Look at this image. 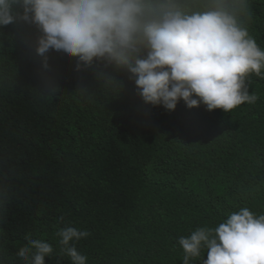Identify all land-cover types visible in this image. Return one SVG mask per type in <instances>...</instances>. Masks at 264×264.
<instances>
[{
  "label": "trees",
  "instance_id": "1",
  "mask_svg": "<svg viewBox=\"0 0 264 264\" xmlns=\"http://www.w3.org/2000/svg\"><path fill=\"white\" fill-rule=\"evenodd\" d=\"M246 26L264 50V0H248ZM39 35L0 27V264H29L17 255L28 236L52 244L46 264H71L56 235L70 226L90 233L76 242L88 264H183L180 237L264 214V70L246 78L255 103L169 111L127 74L113 87L102 64L77 71L50 50L45 66Z\"/></svg>",
  "mask_w": 264,
  "mask_h": 264
},
{
  "label": "clouds",
  "instance_id": "2",
  "mask_svg": "<svg viewBox=\"0 0 264 264\" xmlns=\"http://www.w3.org/2000/svg\"><path fill=\"white\" fill-rule=\"evenodd\" d=\"M247 18L248 0H0V27L17 19L37 27L36 53L45 66L50 50L78 58L77 71L102 64L114 73L113 87L122 88L116 77L127 74L145 103L169 111L181 100L189 109L203 104L225 112L257 101L246 78L261 75L264 50L250 36ZM56 235L59 255L88 264L76 244L88 231L70 226ZM179 244L183 264L205 248L202 264H264V214L242 208L215 229L180 237ZM54 253L49 242L28 236L17 255L46 264Z\"/></svg>",
  "mask_w": 264,
  "mask_h": 264
}]
</instances>
